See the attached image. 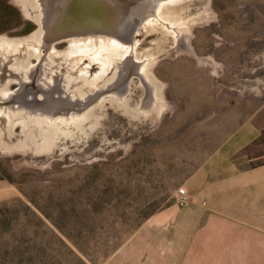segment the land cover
I'll list each match as a JSON object with an SVG mask.
<instances>
[{"label": "rangeland", "instance_id": "374dc122", "mask_svg": "<svg viewBox=\"0 0 264 264\" xmlns=\"http://www.w3.org/2000/svg\"><path fill=\"white\" fill-rule=\"evenodd\" d=\"M28 1L0 0V39L42 31ZM186 2L184 14L197 19L186 49L176 50L171 35L159 44L155 102L130 54L105 70L85 56L67 72L70 35L52 40L39 60L0 56V264H103L148 218L175 205L176 189L239 125L264 122V0ZM18 18L19 26L3 29ZM155 38L141 26L133 39ZM19 62L27 74L13 68ZM33 85L40 100L57 101L54 111L13 101ZM202 247L181 264H219L217 243Z\"/></svg>", "mask_w": 264, "mask_h": 264}, {"label": "crops", "instance_id": "0c3cea01", "mask_svg": "<svg viewBox=\"0 0 264 264\" xmlns=\"http://www.w3.org/2000/svg\"><path fill=\"white\" fill-rule=\"evenodd\" d=\"M183 185L186 206L153 214L103 264H181L208 243L219 264H264V122L239 125Z\"/></svg>", "mask_w": 264, "mask_h": 264}, {"label": "bare ground", "instance_id": "6f19581e", "mask_svg": "<svg viewBox=\"0 0 264 264\" xmlns=\"http://www.w3.org/2000/svg\"><path fill=\"white\" fill-rule=\"evenodd\" d=\"M33 1L36 2V4L38 3V5L42 6V8L44 9L46 8L48 11L47 13H43V16L41 18L43 20V25H44L43 30L29 39H25L21 41L0 39V56L3 55L4 57H7L8 53L12 55H14L15 53L26 54V55L32 54V55H36L37 59L39 60L41 55L40 54L41 50L42 51L44 50L46 53L45 55H47L50 49L53 48L52 40L54 35L61 32L60 28L64 26L65 20L66 23H70V19L67 17L69 14L68 12L70 6L71 7L73 5L75 6L79 2L78 0H71V1L54 0L55 4H53L52 3L53 0H41V1L33 0ZM103 1H105L107 5L110 4L112 6L111 8L115 12L120 14V16L117 19L119 21L115 23L112 28L107 25L97 28L94 27L70 28L69 32L71 37L70 38L71 50H69L68 54H66L67 57H69L67 59L69 60L68 61L69 64L66 65V67L67 66L69 67L67 72H69L70 69L77 70V68L83 63V57L85 56L90 57V59L98 60L101 63V70H105L107 69L110 63L118 59L122 60L126 58L128 54H130L129 55L130 59L134 61L136 60V63L134 62L135 70L138 72V74H140L141 78L147 85L148 90H150L149 102L150 100H152V102H155L156 98L153 94L154 84L150 74L153 64L158 60V58L162 54L165 53V52L160 54L156 53L157 50L159 49V44L162 42L163 38H166L168 35H171L174 38V42L176 44L177 42H179V44L176 45L177 47L176 50L184 49V48L186 49L188 47L187 41L189 39V32L194 23V20H196L197 18L193 16H187L188 14L187 15L184 14L185 9L188 7V3L186 2L187 0H103ZM129 1L140 2L139 3L140 5L133 7ZM55 6H57L59 10H54L56 8ZM124 22L125 24L127 22L128 25L131 26L130 29L125 32H124V26H125ZM140 25L143 26V29L145 28L147 32L156 31L157 38L151 40L148 43H145L143 40L141 41L134 40L133 39L134 37L133 35H131V33L134 29L136 30L137 27H139ZM25 64L23 63H20L18 65L14 64L13 68L17 70H21L23 71L24 74H27V71L30 69L29 67H26ZM69 80H67L66 82H68ZM86 83L87 85L96 84L95 80H91V81L88 80V82ZM78 93L76 91V95L80 97L82 93L80 91ZM9 96L10 95H8V98L11 99V97ZM8 109L13 111L23 110L22 108L18 109L17 106H13V105H9ZM16 112L13 113L16 115L17 114ZM65 112L66 111H64V113ZM57 113L58 112L55 111V112H50L47 115L50 117L56 115ZM7 115L9 114L7 113ZM34 116H37V113L34 114ZM67 116L69 115L67 114ZM42 117L41 118L35 117V119L33 120L40 121L41 119V121H46V119L47 120L49 119ZM49 122L52 123L53 121H49Z\"/></svg>", "mask_w": 264, "mask_h": 264}, {"label": "water", "instance_id": "95a60500", "mask_svg": "<svg viewBox=\"0 0 264 264\" xmlns=\"http://www.w3.org/2000/svg\"><path fill=\"white\" fill-rule=\"evenodd\" d=\"M29 1H30L29 4L33 5L34 13H36L34 14L33 17L36 18V20H38V22L40 23L41 29L43 30L44 25H43V20L41 18L43 16V13H46V11L44 8H40V7L37 9V7L34 6L35 3L33 2V0H29ZM78 1H79L78 4H76L75 6L74 5L72 7L70 6V9L68 12L69 14L67 16L70 19V23H66V20H65L64 26L60 28L61 32L58 34H55L53 37V40H56L60 37H65V36L70 35V32H69L70 28H79V27L80 28H88V27L97 28V27H103L105 25L110 26L112 28L114 24L119 21L117 19L120 16V14L115 12L111 8L112 6L110 4L107 5V3L103 0L102 1L100 0H78ZM52 3L55 4L54 0L52 1ZM139 3L140 2H130V4H132L133 7L140 5ZM55 7L58 8L57 6ZM130 27L131 26H129L128 23L126 22L124 26V32L129 30ZM139 28H141V26H139L137 29ZM135 31L136 30L134 29L131 33L133 37L135 35ZM20 84H21L20 89L21 88L24 89L25 87H23V83L21 82ZM29 85L31 84H28V86ZM35 89H36V85H33V89L29 90L30 92L25 91V93L21 96L17 95L20 91L18 90L15 94L12 95L13 101H20V99H23L26 103H28L27 104L28 106L25 104V106L28 109H33L37 111L39 110L40 112L54 111L52 110V107H54L57 104L56 103L57 101L55 99L54 100L51 99L52 100L51 101L50 99H47V98H45L44 100H40L36 95L38 90H35ZM53 101H55V104H52Z\"/></svg>", "mask_w": 264, "mask_h": 264}, {"label": "built area", "instance_id": "2783aa9c", "mask_svg": "<svg viewBox=\"0 0 264 264\" xmlns=\"http://www.w3.org/2000/svg\"><path fill=\"white\" fill-rule=\"evenodd\" d=\"M190 202V197L183 186H180L176 189L174 204L183 207L186 206Z\"/></svg>", "mask_w": 264, "mask_h": 264}, {"label": "trees", "instance_id": "16d2710c", "mask_svg": "<svg viewBox=\"0 0 264 264\" xmlns=\"http://www.w3.org/2000/svg\"><path fill=\"white\" fill-rule=\"evenodd\" d=\"M17 15H18V14H17ZM19 25H20V20H19V18H18V19H16V22L11 23V24H7V25L3 26V29H9V28H12V27H17V26H19ZM20 30H21V31H22V30H25V31H26V28H21Z\"/></svg>", "mask_w": 264, "mask_h": 264}]
</instances>
